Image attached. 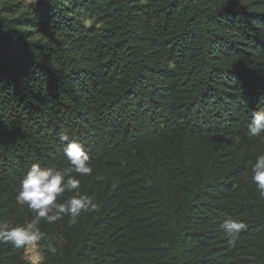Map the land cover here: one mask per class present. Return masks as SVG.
Instances as JSON below:
<instances>
[{
    "label": "trees",
    "instance_id": "obj_1",
    "mask_svg": "<svg viewBox=\"0 0 264 264\" xmlns=\"http://www.w3.org/2000/svg\"><path fill=\"white\" fill-rule=\"evenodd\" d=\"M261 108L264 0H0V222L32 219L16 196L33 164L70 167L63 132L100 208L42 220L40 264H264ZM228 218L247 224L234 247ZM26 249L0 244V264Z\"/></svg>",
    "mask_w": 264,
    "mask_h": 264
},
{
    "label": "clouds",
    "instance_id": "obj_2",
    "mask_svg": "<svg viewBox=\"0 0 264 264\" xmlns=\"http://www.w3.org/2000/svg\"><path fill=\"white\" fill-rule=\"evenodd\" d=\"M249 137H261L264 134V108L251 114L248 124ZM63 153L70 165L67 169L42 167L33 164L20 181L16 200L27 206L33 214L32 219L22 225L13 226L8 221L0 222V244H11L17 248L32 247L45 239L41 230V221L56 223L65 216L69 218V226L75 225L82 213H94L100 205L92 197L81 195L80 180L77 176H91L93 168L90 155L85 146L66 133L59 134ZM252 182L256 186L258 197L264 199V154L257 156L251 167ZM72 173L77 174L76 176ZM96 179L102 180V176ZM73 193L68 199L60 202L64 193ZM230 246H235L240 234L247 229V224L235 218L226 219L221 224ZM51 251L55 248L49 245Z\"/></svg>",
    "mask_w": 264,
    "mask_h": 264
},
{
    "label": "rangeland",
    "instance_id": "obj_3",
    "mask_svg": "<svg viewBox=\"0 0 264 264\" xmlns=\"http://www.w3.org/2000/svg\"><path fill=\"white\" fill-rule=\"evenodd\" d=\"M24 3L25 5H35L41 0H14ZM37 246V245H36ZM41 255V249L37 246L27 247L25 252V259L30 264H40L38 263V257ZM42 256V255H41ZM40 261V260H39Z\"/></svg>",
    "mask_w": 264,
    "mask_h": 264
},
{
    "label": "built area",
    "instance_id": "obj_4",
    "mask_svg": "<svg viewBox=\"0 0 264 264\" xmlns=\"http://www.w3.org/2000/svg\"><path fill=\"white\" fill-rule=\"evenodd\" d=\"M35 247H37V246L35 245ZM38 259L40 260V261L38 260V263H41V261H42V256L39 255Z\"/></svg>",
    "mask_w": 264,
    "mask_h": 264
}]
</instances>
